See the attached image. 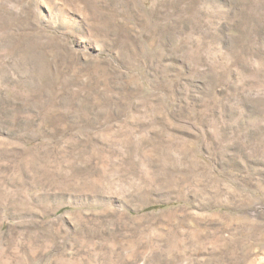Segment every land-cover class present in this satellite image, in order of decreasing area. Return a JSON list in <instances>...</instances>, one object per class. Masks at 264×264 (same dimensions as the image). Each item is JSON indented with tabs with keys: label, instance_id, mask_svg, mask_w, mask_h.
I'll return each instance as SVG.
<instances>
[{
	"label": "rangeland",
	"instance_id": "1",
	"mask_svg": "<svg viewBox=\"0 0 264 264\" xmlns=\"http://www.w3.org/2000/svg\"><path fill=\"white\" fill-rule=\"evenodd\" d=\"M0 264H264V0H0Z\"/></svg>",
	"mask_w": 264,
	"mask_h": 264
}]
</instances>
